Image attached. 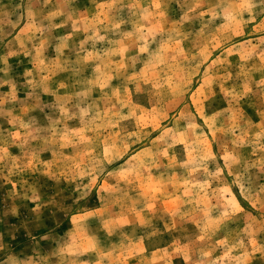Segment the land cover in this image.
<instances>
[{"label": "rangeland", "instance_id": "obj_1", "mask_svg": "<svg viewBox=\"0 0 264 264\" xmlns=\"http://www.w3.org/2000/svg\"><path fill=\"white\" fill-rule=\"evenodd\" d=\"M0 264H264V0H0Z\"/></svg>", "mask_w": 264, "mask_h": 264}]
</instances>
